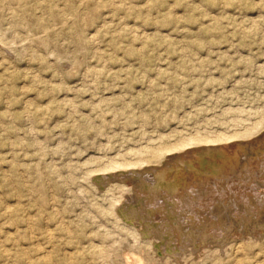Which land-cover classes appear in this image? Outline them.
<instances>
[{
    "label": "rangeland",
    "instance_id": "1",
    "mask_svg": "<svg viewBox=\"0 0 264 264\" xmlns=\"http://www.w3.org/2000/svg\"><path fill=\"white\" fill-rule=\"evenodd\" d=\"M263 120L264 0H0V264H264V226L177 260L117 212L177 192L215 222L264 191Z\"/></svg>",
    "mask_w": 264,
    "mask_h": 264
},
{
    "label": "bare ground",
    "instance_id": "2",
    "mask_svg": "<svg viewBox=\"0 0 264 264\" xmlns=\"http://www.w3.org/2000/svg\"><path fill=\"white\" fill-rule=\"evenodd\" d=\"M264 121V120H263ZM259 125V124H258ZM248 134V133H246ZM240 135V134H238ZM244 137V135L242 136H239V138H242ZM205 139V138H204ZM196 142H198L199 144L201 143H205L204 140L200 139V138H195V139H192ZM191 140V141H192ZM219 140V139H218ZM207 143V141H206ZM188 143H181L180 145H178V147H182V146H186ZM177 145V144H176ZM174 147V146H172ZM178 147H174L173 150L175 151V149L177 150ZM162 148V147H161ZM170 148V147H169ZM156 149V148H155ZM159 150L158 151H154L152 152L150 155L153 157V158H157L158 159V156L162 154V149L158 148ZM167 149V148H166ZM148 150V149H147ZM162 150V151H161ZM172 150V149H171ZM150 151V150H149ZM168 151V150H167ZM164 153V152H163ZM149 154V153H148ZM149 155V156H150ZM160 157V156H159ZM230 158V157H229ZM222 159V158H221ZM220 159V160H221ZM228 159V158H226ZM225 159V160H226ZM234 160V159H232ZM249 160V159H248ZM224 161V158L223 160ZM250 161V160H249ZM264 161V160H263ZM197 162V161H196ZM231 162V161H230ZM239 162V161H238ZM245 162V161H244ZM247 162V161H246ZM251 162V161H250ZM214 163V162H213ZM225 163V162H224ZM229 163V161H228ZM243 163V162H242ZM263 163V162H262ZM198 164V163H197ZM212 164V163H211ZM216 167V165L218 166V164L214 163ZM238 164V163H237ZM245 164V163H243ZM115 165V164H114ZM117 165V164H116ZM207 165V164H206ZM227 165V164H226ZM231 165V164H230ZM236 165V164H235ZM261 165V164H260ZM112 166V165H111ZM126 166V164H125ZM212 166V165H211ZM224 166V165H223ZM238 166V165H237ZM236 166V167H237ZM243 166V165H241ZM249 166V165H248ZM117 167V166H116ZM119 167V166H118ZM117 167V168H118ZM199 167V166H198ZM201 167V166H200ZM247 167V166H246ZM116 168V169H117ZM123 168V167H122ZM126 168V167H125ZM203 168L205 169V165H203ZM207 168V167H206ZM213 168V167H212ZM223 168V167H222ZM239 168V167H238ZM105 169V168H104ZM112 169V167L110 168ZM121 169V167H120ZM118 169V170H120ZM209 169V168H208ZM216 169V168H214ZM213 169V170H214ZM241 169V168H240ZM107 170V168H106ZM234 171V170H233ZM256 171V170H255ZM99 172V171H98ZM192 172V170H191ZM194 172V170H193ZM196 172V171H195ZM239 172V171H238ZM248 172V171H247ZM250 172V171H249ZM94 173V172H93ZM201 173V172H200ZM126 174V173H125ZM177 174V173H176ZM179 174V173H178ZM185 174V173H184ZM190 174V173H189ZM197 174V172H196ZM218 174V173H217ZM247 174V173H246ZM251 174H254L251 172ZM119 175L125 182L126 181H129L131 180L130 177H126L125 175H121V174H117ZM191 175V174H190ZM193 175V174H192ZM195 175V174H194ZM199 175V174H198ZM202 175V174H201ZM205 175V174H204ZM114 176L116 175H107L104 177L101 178V177H97L94 179V182L97 184V186L100 188V189H103L104 188V183L103 181L105 179H112ZM173 176V175H172ZM181 176L184 177L183 174H181ZM186 176V175H185ZM210 176V175H209ZM260 176V175H259ZM258 176V177H259ZM263 176V175H262ZM160 178V176H158ZM175 177V176H173ZM178 177V176H177ZM176 177V178H177ZM200 177V176H199ZM198 177V178H199ZM217 177V176H215ZM214 177V178H215ZM245 177V176H244ZM155 178H156V175H155ZM162 178V177H161ZM164 178V177H163ZM169 178V177H168ZM205 177H203L204 179ZM212 178H213V175H212ZM102 179V181L100 180ZM154 179V178H152ZM157 179V178H156ZM174 179V178H173ZM179 179V177H178ZM183 179V178H182ZM186 179V178H185ZM190 180V177L188 178ZM196 179V178H194ZM207 179V177H206ZM205 179V180H206ZM211 179V178H210ZM242 179V178H241ZM254 179V178H253ZM99 180L101 181V183L99 182ZM164 180V179H163ZM181 180V178H180ZM198 180V179H197ZM201 180V183H202V176L200 178ZM204 180V181H205ZM209 180V178H208ZM257 180V179H256ZM158 181V180H157ZM162 181V179L160 180ZM169 181V180H168ZM178 181V180H176ZM174 181V182H176ZM218 181V180H217ZM238 181V180H237ZM258 181V180H257ZM146 183H148L147 181H145ZM167 182V181H166ZM173 182V181H172ZM173 182V183H174ZM181 182H185L184 180ZM200 182V181H199ZM210 182V181H209ZM214 182V181H213ZM160 184V182H158ZM164 184V182H162ZM168 184L171 183V182H167ZM178 183V182H177ZM186 183V182H185ZM194 183V182H193ZM196 183V182H195ZM200 183V184H201ZM206 183V182H204ZM239 183V182H238ZM151 184V183H150ZM157 184V183H156ZM183 184V183H182ZM232 184V183H231ZM262 184V183H261ZM131 185V184H130ZM139 185V184H138ZM166 185V184H164ZM164 185H161V186H164ZM174 185V184H173ZM172 185V186H173ZM178 185V184H176ZM187 185V183H186ZM190 185V184H189ZM194 185V184H192ZM235 185V184H234ZM243 185V184H242ZM255 185V184H253ZM140 186H143V188H145L144 185H140ZM170 186V185H169ZM181 186V185H180ZM191 186V185H190ZM236 186V185H235ZM262 186V185H261ZM152 187V186H151ZM153 187H156L155 185ZM182 187V186H181ZM212 187V186H211ZM248 187V186H247ZM259 187V186H258ZM142 188V189H143ZM157 188H160L157 186ZM173 188V187H172ZM183 188V187H182ZM181 188V189H182ZM207 188V187H206ZM234 188V187H233ZM232 188V190H233ZM249 188V187H248ZM247 188V189H248ZM257 188V187H256ZM261 188V187H260ZM133 189V188H132ZM146 191L144 190L145 193L149 194L150 196L152 194L155 193L154 189H148L145 188ZM167 189V188H166ZM171 189V188H170ZM175 189V188H174ZM179 189V188H178ZM180 189V191H181ZM189 189V188H188ZM186 188H183L182 190H188ZM192 189V188H191ZM226 189V187H225ZM228 189V188H227ZM250 189V188H249ZM248 189V190H249ZM172 190V189H171ZM177 190V189H176ZM175 190V191H176ZM194 190V189H193ZM219 190V189H218ZM221 190V189H220ZM223 190V189H222ZM231 190V191H232ZM258 189H252L250 190V192H252V194H255V196L251 197V194L249 195V193L247 192L246 188H243L241 189L240 187H235L234 188V191H236V194H233L232 192L228 193L229 192V189H228V192L227 194H225V196L227 197V201H223V200H220V199H209L207 200L205 198L204 202H206V204L210 205V206H214L213 208V211H210V213L208 214H213L216 216V221L215 222H209V220L211 221V219L207 220V216H206V219L205 221H200L199 223L196 221L195 222V218H198V214H195L193 213L191 215L187 214L184 216V219H183V223H181L182 221H180V216L181 214L177 212V202L180 203V201L183 200V198L186 196V195H181L180 193H177L175 194V197H176V200L177 202L173 201V203H167L166 201H163L161 202L160 204L156 202V206L151 209L149 207H147V201H149V198H146L144 195L145 198H141L142 196H137L135 195L134 198H129V201H126L125 204H123L122 206H120L118 208V215L119 217L122 219V221L124 223H126L127 225L131 226V227H137L138 230H139V234L137 233V231L135 229H132L134 231V233H136V235H138L137 238L139 239H144L146 241H151L150 244L148 242V244H144V245H151L153 246L152 248L155 249V251L157 252L156 255L162 257V256H165V255H168L169 257H174L173 259H177L179 258V256L181 255L182 251L184 250L185 251V248H187L186 246H192L193 249L195 250H198L200 248H203L204 245H208V244H214L215 242H213V240H215L216 238V234L217 232L216 229H218L219 227L221 228V226H225L224 228V232L225 235H224V239L226 237H228L229 239H227L226 241L230 240V237H231V234H235L236 233V226L241 223L242 227H243V231H239L240 235L239 237H243V233L245 231V233H247L248 231H250L252 228H256L258 232H260L261 230L259 228L263 227L264 226V191L261 190V191H257ZM260 190V189H259ZM174 191V190H173ZM199 191V190H198ZM202 191V190H201ZM217 191V190H216ZM225 191V190H224ZM143 192V191H141ZM182 192V191H181ZM187 192V191H186ZM203 192V191H202ZM214 192V191H213ZM137 193V192H136ZM175 193V192H174ZM190 193V191H189ZM195 193V192H194ZM193 193V194H194ZM209 193V192H208ZM212 193V192H211ZM221 193V192H220ZM156 194V193H155ZM186 194V193H185ZM207 194V193H205ZM213 194V193H212ZM219 194V193H218ZM134 195V194H133ZM140 195V194H138ZM163 195V194H162ZM198 195V193H197ZM210 195V194H209ZM235 195H239V198L242 196L243 198H241L242 200L243 199H248L249 202V206L247 207H244L242 204L239 211H237V215L233 216L232 215V212L230 213L229 208L231 206H233V204H235L234 202V199H235ZM157 196H158V193H157ZM193 196V195H192ZM201 196V194H200ZM206 196V195H204ZM203 196V197H204ZM215 196V195H213ZM223 197V194L221 195ZM220 196V197H221ZM224 196V197H225ZM170 197V196H169ZM172 197V196H171ZM202 197V196H201ZM214 198V197H213ZM174 199V198H173ZM171 199V200H173ZM194 199V198H193ZM195 199H198L195 197ZM230 200V201H229ZM240 200V199H239ZM245 200V201H246ZM124 201V199H123ZM156 201V199H155ZM160 201V200H159ZM195 201V200H194ZM197 201V200H196ZM229 201V202H228ZM257 201V203H256ZM190 202V201H189ZM198 202V201H197ZM197 202L195 204H197ZM146 203V205H145ZM193 203V202H192ZM200 203V202H199ZM246 203V202H245ZM194 204V203H193ZM219 204V206H217ZM152 205V204H151ZM246 205V204H244ZM180 206V205H179ZM188 206V205H187ZM195 206V205H194ZM193 206V207H194ZM205 206V205H204ZM212 206V207H213ZM238 206L239 203H238ZM196 207V206H195ZM207 207V206H206ZM205 207V208H206ZM209 207V206H208ZM235 207V206H233ZM231 207V209L233 208ZM237 207V206H236ZM117 208V207H116ZM181 208V206H180ZM189 208V206H188ZM192 208V207H191ZM197 208V207H196ZM201 209H203L202 207H200ZM239 208V207H238ZM184 209V207H183ZM186 209V208H185ZM182 210V211H185ZM234 209V208H233ZM196 210V209H195ZM194 210V211H195ZM198 210V209H197ZM208 209H206L207 211ZM210 210V209H209ZM208 210V211H209ZM200 211V210H199ZM189 212V211H188ZM198 213V211H197ZM203 213V212H202ZM183 216V215H182ZM212 216V215H211ZM155 218V219H154ZM211 218V217H210ZM203 219V220H204ZM215 220V219H214ZM197 223V224H196ZM136 228V229H137ZM240 228V226H239ZM131 231V232H133ZM130 232V231H129ZM213 232V233H211ZM238 233V232H237ZM219 234V233H218ZM216 235V236H215ZM135 236V235H134ZM233 237V236H232ZM218 239V238H217ZM216 239V241H217ZM253 240V239H252ZM224 241V242H226ZM222 242V241H221ZM147 243V242H145ZM217 244H220L219 242H217ZM145 246V247H147ZM151 248V247H150ZM151 248V249H152ZM239 249V248H238ZM237 249V250H238ZM241 249V248H240ZM244 249V248H243ZM242 249V250H243ZM202 250V249H201ZM183 251V252H184ZM127 254V253H126ZM123 256H126V255H123ZM166 258V257H165ZM30 259V258H29ZM136 259V258H135ZM138 259V258H137ZM129 260V259H127ZM141 260V258L139 259ZM45 261V260H44ZM47 261V260H46ZM133 262V260H132ZM134 263V262H133ZM53 264V262H52ZM136 264V263H135ZM256 264V263H255ZM260 264V263H258Z\"/></svg>",
    "mask_w": 264,
    "mask_h": 264
}]
</instances>
